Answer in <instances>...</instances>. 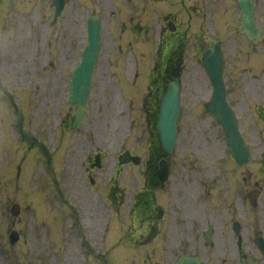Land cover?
Segmentation results:
<instances>
[{
    "label": "rangeland",
    "instance_id": "1",
    "mask_svg": "<svg viewBox=\"0 0 264 264\" xmlns=\"http://www.w3.org/2000/svg\"><path fill=\"white\" fill-rule=\"evenodd\" d=\"M162 1L169 5L173 15H177V23L186 37L179 135L174 151L168 156L170 175L167 186L157 193L158 197L162 195L161 207L166 209L173 230L176 214L178 219H182L178 211L183 212L184 228L193 221L196 178L219 176L218 183L225 185L233 165L226 154L220 127L203 110L210 84L198 58L213 39L222 40L227 59L225 76L228 98L242 118V126L245 123L253 126L252 120L246 119V112L257 99L254 90H250L255 86L260 85L258 89L264 105V34L261 43L252 46L243 35L237 33L239 9L236 0ZM257 5L258 22L264 28V0H257ZM162 6L160 0H69L54 21L50 0H5L0 9V80L25 112L27 131L44 139L52 150L56 146L70 145L73 157L69 158L74 166L77 146H82L88 153L94 147H100L109 155L104 157V161L111 160L112 163L128 136L132 140L127 147L136 148L143 156L145 147L140 149L139 146L144 144L150 125L147 126L140 113L143 108L138 96L144 95V102L153 103V98H148L145 93L147 85L152 84L150 81L154 77L158 58L156 48L162 26L158 15L166 11ZM96 10H99L104 21L102 48L82 130L75 132L69 140L71 131L68 125L73 113L66 103L69 69L78 62L80 49L84 45L87 12ZM132 15L131 21L124 17ZM123 17L127 19L130 32L117 39L116 23ZM133 25H140L142 31L136 34ZM138 69L141 70L138 78L141 87L138 88L139 93H133L132 96L137 95L133 98L130 97L133 92L130 75ZM14 121L13 108L0 91V264H100L92 258L85 261L75 226H70L71 223L54 211L59 201L51 183L33 175L30 180L27 176L23 177L24 185L20 182L17 184L14 171L18 158L13 156L16 155L13 141L18 142L19 136L15 128L10 127ZM260 127L264 125L260 123ZM5 150H11L7 156L11 160L14 158L6 165H9L8 175ZM30 155L33 156V153ZM60 157L56 158V164L62 168L64 162L63 172L69 175L70 161L65 157L61 161ZM38 164L37 167L36 164L31 166L30 171L34 174L42 172L43 164L41 161ZM109 170L101 178L97 176L99 182L91 186L88 185V176L82 178L83 183H76L64 178L65 173H62L65 195L73 198L76 187L82 191L85 233L97 246H100L108 213L100 207L102 214H106L100 215L96 223L92 219L90 204H94L97 192L103 189ZM235 170L234 176L240 177V168L235 167ZM137 172L136 169L134 176L140 187L141 178ZM134 183L133 180L129 185L132 187ZM83 186L84 191L81 189ZM130 194L127 192V200ZM14 202L21 205L17 217H13L9 211ZM113 213L116 215L119 212ZM12 229L20 235L13 244L8 239ZM107 231L109 233L103 249L99 250L106 254L108 264H129L122 258L124 249L112 246L118 235L117 228L112 225ZM175 241L169 240L171 243ZM141 244L130 249L136 256V264H175L173 254L168 258L163 256L162 243L154 247Z\"/></svg>",
    "mask_w": 264,
    "mask_h": 264
},
{
    "label": "flooded vegetation",
    "instance_id": "2",
    "mask_svg": "<svg viewBox=\"0 0 264 264\" xmlns=\"http://www.w3.org/2000/svg\"><path fill=\"white\" fill-rule=\"evenodd\" d=\"M164 28L170 38L168 51L172 52V62L176 54V60L180 58L178 41L181 35L173 21ZM169 69L167 75L175 74L173 64L168 65L166 72ZM263 109L264 106L256 107L253 128L244 131L251 144L252 156L239 165L240 177L234 176L236 170L231 168L225 185H220L216 176L196 178V211L186 228L182 226V211L177 212L182 219H178L176 214L172 230L166 209L154 205L152 190L158 185L154 174L156 164L143 162L144 177L149 186L142 187L129 209L132 243H151L154 246L162 243L164 257L171 254L175 257L176 252H180L176 256L178 258L188 253L196 255L202 264H264V127H260V123L264 125ZM95 163L86 156V164H81L80 169L85 168L87 173L88 170H99ZM161 185L164 187L165 184ZM72 213L78 222L80 213ZM169 240L176 241L171 243Z\"/></svg>",
    "mask_w": 264,
    "mask_h": 264
},
{
    "label": "water",
    "instance_id": "3",
    "mask_svg": "<svg viewBox=\"0 0 264 264\" xmlns=\"http://www.w3.org/2000/svg\"><path fill=\"white\" fill-rule=\"evenodd\" d=\"M53 2L57 5V13L60 12L65 0H53ZM239 6L242 16L238 31L247 34L249 38L256 42L260 29L255 25L252 0H239ZM89 27L88 44L83 50L81 63L73 72V81L70 85L69 102L70 104L77 105L74 114V126H78L84 117L90 88V83L87 84V78L90 76L94 58L100 45L99 22H94L93 18H91ZM203 65L213 85L210 99L205 103V110L216 123L222 126L224 138L235 146V148L232 147L233 153L230 150L232 156L241 161L243 154L240 145L241 138L238 132L236 117L226 99L223 78L224 58L223 50L219 43L216 42L212 48L206 51L203 56ZM179 113V85L177 82H173L170 83L161 99L159 118L156 124L160 143L166 154L172 152L176 142L178 132L176 121ZM162 164L161 179L164 177L166 171L164 161H162Z\"/></svg>",
    "mask_w": 264,
    "mask_h": 264
}]
</instances>
